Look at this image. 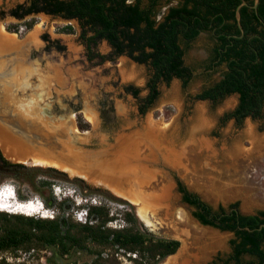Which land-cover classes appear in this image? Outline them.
<instances>
[{"label":"rangeland","instance_id":"1","mask_svg":"<svg viewBox=\"0 0 264 264\" xmlns=\"http://www.w3.org/2000/svg\"><path fill=\"white\" fill-rule=\"evenodd\" d=\"M25 1L0 0V10L7 11ZM31 21L33 26L28 29L25 24ZM67 23L44 14L28 16L24 20L8 16L0 19V35L9 39L8 46L2 44L6 52L2 51L5 55L0 57V83L9 86L12 98L10 106L2 103L0 107L1 121L7 122L3 113H13L15 109V115L25 107L29 112L26 117L39 115L42 120L40 128L44 132L38 135L37 130L34 133L28 131L30 135L26 136L31 137L28 141L31 146L38 145L58 157H66L60 159L73 167H103L104 170L113 168L114 160H119L117 157L122 155L121 150L113 151L119 136L123 135L125 145L130 137H146L152 127L158 136L155 144L150 148L144 143L136 144L140 150L134 155L140 158L141 163H137L145 167L141 173L148 178L146 181L153 183L146 189L148 194L157 190L161 195L166 191L168 197L158 208V216L155 220L153 218L155 226L151 227L140 216V205L104 184L53 166L31 161L16 162L24 163L29 171L16 176V173L0 169V185H7L8 191L15 195L14 200H32L44 207L41 214L28 217L52 219L60 215L83 224L84 206L101 204L107 207L109 216H114L109 226L118 228L122 225L123 212L130 211L156 237L179 241L176 253L158 264H212L216 258L226 257L231 252L229 241L234 235L200 225L193 218L192 209L182 202L174 179L181 181L214 209L238 203L243 214L264 210V108L261 120L246 118L240 126L233 120L221 124V117L236 107V95L216 104L192 99L203 87L219 80L222 71H218L209 77L199 75L185 89L177 80L169 85L159 84L160 96L156 104L140 115L137 99L126 93L124 87L139 88L138 96L144 97L145 84L151 75L149 68L126 56H119L113 62H89L78 39V25L72 22L73 34L60 32ZM9 26L13 32L7 30ZM45 34L51 40H58L65 50H46L42 39ZM211 46L212 39L205 33L187 48L183 45L185 65L194 68L196 75L201 74L199 68L207 59ZM97 51L106 55L111 50L103 41L98 44ZM105 98L114 108L112 117L99 114V103ZM16 103L20 106L17 107ZM77 107L78 111L73 110ZM79 124L87 127L83 129ZM75 158L79 160L75 161ZM44 182L48 185H43ZM125 188L129 189L128 186ZM46 200L49 206L44 204ZM59 202L63 203L62 210L58 209ZM78 206L83 209L78 210ZM47 213L49 217H42ZM32 250L34 253L21 259L19 264H93L95 258L81 252L60 256L55 248L36 246L22 249L15 256ZM9 256L13 255L0 253V262L16 264L5 259ZM115 256L117 264H135L127 256Z\"/></svg>","mask_w":264,"mask_h":264},{"label":"trees","instance_id":"2","mask_svg":"<svg viewBox=\"0 0 264 264\" xmlns=\"http://www.w3.org/2000/svg\"><path fill=\"white\" fill-rule=\"evenodd\" d=\"M243 2L247 5L239 9L242 32L236 9ZM253 3V0H26L7 11L0 10V19L8 16L24 20L44 14L68 22L60 29L65 34L75 33L72 24L75 22L89 62H113L126 56L147 66L151 75L145 84L144 97L138 96L139 88L124 87L126 93L137 99L140 115L156 104L159 84L179 80L185 89L199 75L209 77L222 71L219 80L203 87L192 99L216 104L236 95V107L225 113L220 123L233 120L240 126L246 118L261 120L264 108V0H258L256 12L251 8ZM25 25L30 29L33 22ZM7 30L13 32L10 26ZM204 33L211 37L212 46L199 68L201 74L196 75V70L184 63L183 45L187 48ZM42 39L46 50H65L64 45L46 34ZM103 41L111 50L106 55L97 51ZM1 150L0 169L16 176L29 171L28 166L12 162ZM178 193L200 225L234 235L229 241L231 252L212 264H264V227H261L264 210L243 214L238 203L214 209L179 180ZM44 204L50 205L47 200ZM62 205L58 203L59 210ZM84 208L83 224L60 215L42 219L0 212V253L15 257L22 249L52 247L60 256L71 252L94 255L93 264H117L116 254L127 256L135 264H158L179 248V241L156 237L130 211H124L122 225L113 228L109 223L114 216H109L105 205L88 203ZM82 209L78 206V210ZM0 264L7 263L1 260Z\"/></svg>","mask_w":264,"mask_h":264},{"label":"bare ground","instance_id":"3","mask_svg":"<svg viewBox=\"0 0 264 264\" xmlns=\"http://www.w3.org/2000/svg\"><path fill=\"white\" fill-rule=\"evenodd\" d=\"M8 40L9 39H5L2 35H0V57H3L2 55L4 54V52H6V49L2 48V44L3 46L4 45L8 46L9 45L7 44ZM8 48H11V47H8ZM8 90H9V86L5 85V83L2 85L0 83V107L2 106V103L3 104L6 103L9 106L12 103V98H10L11 95ZM16 106L18 107L20 105L16 103ZM14 111L15 109H13V113ZM13 113H11L10 111L3 113L4 116H6V121H7L6 123L1 121V117H0V121L2 122L0 123V148L2 149L3 153L5 152L4 155L6 154L5 156L7 158L14 161L15 163L31 161V162H34L40 165L53 166V167L65 170L66 172H69L72 175L79 176L83 179L104 184L107 187H109L112 191H114L115 193L130 199V201L135 204L140 205V208H139L140 216L143 218V220L148 225L155 226L154 220L156 216H158L157 213H158V210L160 209L159 207L160 205L161 206L163 205V202L166 200L168 195L167 193H165L166 191H164V193L162 194L160 193L161 195H159V191L157 190H154L148 194L147 187L148 186L150 187L153 183L150 184V182L152 181H149V182L146 181L148 178H146L141 173L145 171L144 170L145 167L142 168L141 166L143 165L138 164L140 162L139 161L140 158L135 156L138 154L136 153V151L139 152L140 150L139 149L140 147H137L136 144L140 143L138 145H141L142 143H144L149 148L151 147V145L155 144V141L158 138V136L155 135V131L152 127H150V130L148 129L149 132L146 137L142 136L141 139H136V137L129 138L124 148H122V150L120 151L122 155L120 154V156L117 157L119 160H116V161L114 160L113 164L111 165L113 166V168H110V170H107V169L104 170L102 169L103 167H99V168L96 167L98 170H95L96 168L73 167V165L72 166L70 165L71 163L58 160L63 156L59 155V158L57 159L54 156H52L54 153L52 154L51 152L42 150L40 149V147H38V145L31 146L32 143H28V141H31L30 139L31 137L30 136L27 137L26 135H30L28 134V131H31L30 133H34L36 130H37L38 135H41V133L44 134L43 129H41L42 127L40 128L42 124V120L38 117L39 115L37 116L32 115L33 118L26 117V114H28L29 112L25 107H23L22 110H20V113L17 112L18 115L17 114L13 115ZM91 115L89 116L90 119L94 120L93 116ZM23 118H26V120ZM30 128L32 129L30 130ZM22 133H24L25 135L23 136ZM50 133H52V131ZM63 133H66V131H64ZM41 148L43 147L41 146ZM63 158H64L63 160H65L66 157H63ZM78 160L79 159L75 158V161H78ZM137 161L139 162L137 163ZM115 162L116 164H114ZM101 165L98 164V166H101ZM115 166H118V167H115ZM125 186H128L129 189L125 188ZM152 189H154V186H152ZM5 193H6L5 195H7L8 191L6 190ZM14 199H15V195H14ZM14 199L3 200L0 198V211H4V212L7 211L12 214H21L25 216H34L37 214H41L42 210H44V207L43 206L38 207L39 204H37L35 201L33 202L32 200H30L26 202H21L18 200V201L13 202ZM161 210H162V207H161ZM166 213H167V210L165 214ZM47 215L48 213L42 214V217H49V215L48 216ZM184 241L186 242V239ZM209 244L210 243H208V245Z\"/></svg>","mask_w":264,"mask_h":264},{"label":"water","instance_id":"4","mask_svg":"<svg viewBox=\"0 0 264 264\" xmlns=\"http://www.w3.org/2000/svg\"><path fill=\"white\" fill-rule=\"evenodd\" d=\"M253 6L251 7L252 9H254L255 10V12H256V8H257V4H258V0H253ZM247 5V3H245V2H243V3H241L238 7H237V9H236V20H237V23H238V25H239V27H240V29H241V31L243 32V30H242V28H241V26H240V24H239V22H240V13H239V9H240V7L241 6H246ZM124 137H123V135L122 136H119L116 140H115V145H114V150L113 151H119V150H122V148H124ZM1 150V149H0ZM2 151V150H1ZM3 153V152H2ZM51 154V153H50ZM112 154V153H111ZM4 155V154H3ZM52 156H54L55 158H59L58 156H56V155H52ZM58 160H62V159H58ZM63 161V160H62ZM261 227H264L263 225L261 226ZM260 227V228H261Z\"/></svg>","mask_w":264,"mask_h":264},{"label":"flooded vegetation","instance_id":"5","mask_svg":"<svg viewBox=\"0 0 264 264\" xmlns=\"http://www.w3.org/2000/svg\"><path fill=\"white\" fill-rule=\"evenodd\" d=\"M177 81H179V80H177ZM180 84H181V82H180ZM181 86H182V84H181ZM73 110L78 111L79 110V107L74 108ZM98 111H99L100 116H103V117H112L113 116V112H114V108L112 107L111 102H108V100H106V98H105V99H102L100 101ZM137 111H138V109H137ZM174 180H175L176 191L178 192V179H174Z\"/></svg>","mask_w":264,"mask_h":264},{"label":"built area","instance_id":"6","mask_svg":"<svg viewBox=\"0 0 264 264\" xmlns=\"http://www.w3.org/2000/svg\"><path fill=\"white\" fill-rule=\"evenodd\" d=\"M85 219V218H84ZM80 220H82V218L80 217ZM86 220H84L83 222L85 223ZM34 253V251L32 250L31 252H28V253H22V252H19V255L18 256H9V257H5V259L7 261H10V262H13L15 261L14 263L16 264H19L21 259L24 260L25 258L31 256L32 254Z\"/></svg>","mask_w":264,"mask_h":264}]
</instances>
